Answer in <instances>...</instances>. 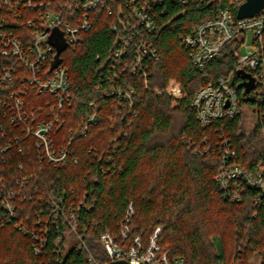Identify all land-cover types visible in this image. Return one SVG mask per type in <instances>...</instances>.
<instances>
[{
  "label": "trees",
  "instance_id": "obj_1",
  "mask_svg": "<svg viewBox=\"0 0 264 264\" xmlns=\"http://www.w3.org/2000/svg\"><path fill=\"white\" fill-rule=\"evenodd\" d=\"M128 1L111 0L99 6L90 14L93 27L82 34V42L75 48L61 45L65 48L60 64L69 69L74 88L70 104L58 109L53 95L29 88L28 108L38 121L50 122L54 114L61 119L63 125L51 139L57 146L71 142L78 162L73 158L58 166L40 162L35 139L21 140V129L0 113V127L7 134L4 138L0 132V149L12 137L21 138L18 147L24 148L19 152L18 147H10L0 155V174L6 189L15 192L18 216L0 231V264H87V251L78 249L81 241L97 261L107 262L100 236L111 233L122 244L118 234L130 204L135 215L124 247L142 235L147 248L152 232L160 227L159 247L170 259L184 258L187 264H264V196L255 205L256 192L249 188L241 202H232L216 182L225 140L231 142L236 162L247 172L254 174L264 164L261 124L255 113L243 109L237 116L203 127L193 106L201 88L233 72L240 46L237 40L227 43L201 70L181 43L196 25L214 19L228 0L185 6L165 0L153 6L158 30L141 32L158 55V60H145L147 79L130 69L134 44L123 60L114 62L121 38L133 33L129 26L135 21L133 6ZM18 12L22 16L12 19L14 26L8 29L21 39L25 34L29 37L37 24L28 28L23 18L38 15L22 7ZM52 64L48 60V68ZM172 81L182 86L185 98L156 94ZM236 88L241 107L255 105L253 100L243 101L244 88ZM119 92H128L131 99L120 98ZM258 110L264 113V105ZM95 113L98 120L82 134ZM52 195L65 199V210L71 204H86L78 213L75 230L63 218L52 217L48 205ZM38 222L49 229L41 255L34 252L31 236ZM20 223L26 235L17 229Z\"/></svg>",
  "mask_w": 264,
  "mask_h": 264
},
{
  "label": "built area",
  "instance_id": "obj_2",
  "mask_svg": "<svg viewBox=\"0 0 264 264\" xmlns=\"http://www.w3.org/2000/svg\"><path fill=\"white\" fill-rule=\"evenodd\" d=\"M111 0H0V11H5V16L0 18V113L11 126L21 129L22 139L19 137L8 138L6 148L0 149V155L10 147H18L20 139H35L39 160L53 166L78 158L71 152V142L67 145L57 146L51 139L52 132L58 130L63 122L54 114V120L38 121L34 110L27 106L26 98L29 88H36L39 94H51L54 96L58 109L70 104L74 98V88L69 77V69L62 63L55 67L54 62L60 60L57 46L66 45L75 48L82 42V34L92 29L93 25L90 14L99 6L106 5ZM165 0H129L127 4L132 5L134 24L129 22L132 35L122 37V47L116 50L114 56L115 64H118L128 54L132 44L135 45L134 61L130 69L136 74L140 73L147 79L146 59L158 60L156 50L142 39L141 32H155L158 24L151 13L153 6L162 5ZM174 1V0H172ZM182 6L192 2H206L210 0H176ZM215 1V0H211ZM247 0H228L227 7L220 8L216 16L196 25L190 33L182 38V46L189 51L191 62L199 69H204L208 63L216 59L222 52L224 46L234 40L238 41L240 48L246 41L247 34L252 33V50L246 55H240L239 61L233 72L226 77H220L215 84H209L201 88L193 99V106L197 111V118L203 127H208L213 121L225 117H234L243 109L255 113L261 124V134L264 138V113L258 110V106L264 105V8L253 17L239 19L238 10ZM139 5H138V3ZM37 13L36 19H24L23 24L28 28L37 24V30L31 34L23 35L22 39L16 36L8 28L14 26V18L21 17L18 8ZM80 12L81 16H75ZM11 15V17H10ZM69 15V16H68ZM140 38V39H139ZM139 39L138 41H136ZM48 60L53 64L48 68ZM250 76L242 79L238 76ZM237 78L239 79L237 82ZM255 86L252 94L247 98L253 100V104L240 106V97L236 85L251 83ZM147 84V80H146ZM258 88V89H257ZM180 84H171L164 90H156L159 96H169L183 99L185 93ZM133 91L132 88L129 89ZM119 97L129 101L128 92H119ZM228 105V106H227ZM98 120L96 113L88 118L82 134L87 132L89 125ZM0 132L7 136L3 127ZM224 149L220 153V168L216 182L224 192V196L232 202H241L244 194L250 190L256 192L255 205L264 196V164H260L254 174L247 172L237 162V153L229 140L223 142ZM23 152V147H18ZM19 184V181L17 182ZM15 192L6 189L5 179L0 174V231L7 222L17 221V209L15 205ZM52 209L54 220L63 218L71 230H75L78 222V213L86 204L81 202L71 204L65 210V199L63 197H52L48 201ZM67 211V212H66ZM135 215L132 204L124 215L120 224L119 234L123 240L122 244L111 233L100 236L101 245L108 256L107 262H99L87 250L89 247L85 241H81L79 250L88 253L87 264H108L117 260H126L131 264H187L184 258L170 259L169 253H162L158 239L161 228L157 227L150 237L149 245L144 248L142 235L135 238L131 245L126 244L132 234V222ZM37 229L31 233L34 242V252L42 254L47 247L49 229L36 223ZM17 229L27 231L21 223ZM236 264H239L236 263Z\"/></svg>",
  "mask_w": 264,
  "mask_h": 264
},
{
  "label": "water",
  "instance_id": "obj_3",
  "mask_svg": "<svg viewBox=\"0 0 264 264\" xmlns=\"http://www.w3.org/2000/svg\"><path fill=\"white\" fill-rule=\"evenodd\" d=\"M263 8H264V0H247L243 5L241 4V7L238 10L237 16L239 19L253 17L255 14L259 13ZM64 48L65 46H59L58 54H57L58 56L60 55V53L63 51ZM59 63H60V60H56L54 62L53 67H55ZM238 76H241L242 79H245V78L250 79V76H246L245 74L241 75V72L238 73ZM253 87L255 86L253 85L252 81L251 83L247 82V83H241L240 85H238V89L244 88V91L242 94L244 97V100H243L244 102L249 100V98H247V95L253 89ZM108 264H131V263L126 260H117V261L109 262Z\"/></svg>",
  "mask_w": 264,
  "mask_h": 264
},
{
  "label": "rangeland",
  "instance_id": "obj_4",
  "mask_svg": "<svg viewBox=\"0 0 264 264\" xmlns=\"http://www.w3.org/2000/svg\"><path fill=\"white\" fill-rule=\"evenodd\" d=\"M252 42H253V36H252V33L251 32H249L248 34H247V38H246V41L244 42V45L240 48V55H246L248 52H250L251 50H252ZM173 85V84H179L178 82H176V81H172V82H170V84L169 85ZM247 110V109H246ZM250 115L251 114H248L247 116H248V127L250 128V127H252V125H251V121H252V117H250ZM87 244V243H86ZM89 249V248H88ZM87 249V250H88Z\"/></svg>",
  "mask_w": 264,
  "mask_h": 264
}]
</instances>
